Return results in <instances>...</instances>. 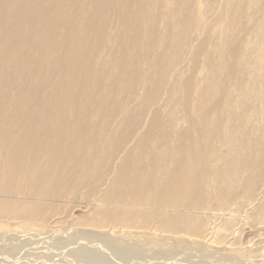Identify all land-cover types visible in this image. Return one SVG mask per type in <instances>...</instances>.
I'll return each mask as SVG.
<instances>
[{"label": "rangeland", "instance_id": "374dc122", "mask_svg": "<svg viewBox=\"0 0 264 264\" xmlns=\"http://www.w3.org/2000/svg\"><path fill=\"white\" fill-rule=\"evenodd\" d=\"M11 1L15 4V0ZM29 1L34 2L27 0L24 10L31 4ZM55 1L42 0L41 7L33 11L41 14L47 23L38 31L45 34L54 29L49 20L56 10H61L65 16L54 31L61 40L69 37L70 42L51 53L45 44L29 41L21 46L28 57L35 62L45 60L46 65L54 68L61 67L58 55L71 54L72 46H77L75 40L86 37L83 46H77L76 51L89 57L95 66L92 84L103 78L112 90L110 94H120L116 97L118 101L132 97V93L135 95L131 106L121 113L124 116L119 115L113 121L114 132L130 111L141 112L122 127L119 137H138L152 122L154 137H164L165 143L171 141L175 145L179 139L174 132L181 136L182 131H189L188 136L185 135L188 140L185 148L193 152L199 147L201 153L210 156L209 167L212 168L201 165L196 168L198 161L192 163L193 167L189 166L191 175L199 170L207 177L206 187L198 188L196 195L208 210L206 208V212L195 219L181 215L184 218L177 220L184 226L185 232L181 233L174 226L166 228L165 217L169 212L159 213L154 206L118 207L113 214L101 216L107 210L104 198L109 189L95 192L97 207L86 196L88 188L77 192L76 196H67L61 203L39 205V202L17 200L11 208L23 215L12 212L16 219L0 217L4 221H0V233L68 231L67 238H70L52 240L41 249L32 242L7 241L0 245V264H29L25 262L27 259L30 264H145L148 261V264H165L164 252L173 250L180 253L177 260L170 257L174 264H264V0H86L85 4L81 0ZM124 4L123 16L120 14ZM115 5L116 13L112 10ZM91 9L97 10L93 17L96 22L89 21ZM10 21L9 27H16L14 31L28 26L22 21H18L20 24ZM68 23L71 32L65 26ZM90 24L95 25L93 30ZM73 31L78 33L73 34ZM149 47L154 51L148 52ZM161 56L172 65L162 81ZM103 64L106 69L102 74ZM137 73L141 83L135 79ZM46 77L49 79V74ZM115 84H119L118 88L113 87ZM129 86L133 87L132 91L125 89ZM158 86H162V90L157 99L150 102V98L157 96L154 88ZM4 88L10 91L13 86L6 84ZM171 90H174L172 94ZM18 91L14 89L11 94ZM108 104L113 106L111 102ZM191 121L196 126L192 127ZM107 145L101 146L104 154L108 152ZM158 150L162 153V149ZM183 153L181 158L186 155ZM219 169L224 170L226 178H222L223 183L217 188L215 171ZM204 191L207 194L204 195ZM130 196L134 197L128 193L126 198ZM118 215L125 218L115 221ZM128 219L131 220L128 222ZM77 229H81L82 234L74 236ZM134 251L139 252L127 257ZM215 251L217 256L209 254Z\"/></svg>", "mask_w": 264, "mask_h": 264}, {"label": "bare ground", "instance_id": "6f19581e", "mask_svg": "<svg viewBox=\"0 0 264 264\" xmlns=\"http://www.w3.org/2000/svg\"><path fill=\"white\" fill-rule=\"evenodd\" d=\"M26 1L15 0L14 4L11 0H0V217L2 219L11 217L12 212L16 215H23L20 214L21 212H14L11 208V205H14L17 200L29 203L39 202V205L48 202L61 203L67 196H76L77 192L84 191L87 188L89 189L86 193L87 198L96 205L95 192L99 190L104 192V190L109 189L106 197L104 196V204L106 203L107 210L101 213L103 214L101 216L113 214L112 211L118 207L131 206L144 209V206H154L160 210L159 213L169 212V215L165 217L166 228L169 229L174 226L181 233H184V226L177 223V220L181 221L184 218V216L180 217L181 215L184 214L195 219L203 211L205 213L206 208L208 210L205 203L203 204L196 195L198 188L204 189L206 187L207 177L201 171L199 173V170L191 175L189 166L193 167L192 163L195 164L198 161L199 164L196 168H199L200 165L204 166L203 168L209 167V163L212 164L210 156L206 157L201 153L202 148L199 147L193 152L192 149L185 148L188 144V140H185L188 136L186 133L189 131H182L181 136L180 134L176 136L177 131H175V137L179 139L175 145L171 141L165 143L164 137H154L152 122L149 124L150 126L148 125V129L144 131L145 133L143 132L138 137L131 138L128 135L119 137L118 132H121L122 127L129 124L134 117L139 116L141 113L138 114L135 109L130 111L131 113L129 112L125 116L124 121H121V125L119 124L120 129L118 128V131L114 132L113 121L117 120L119 115H123L121 113L126 107L131 106L135 95L132 93V97L124 101H118L116 97H119L120 94H110L112 90L105 85L103 78L92 84L91 78L95 66L89 57L79 55V52L76 51L77 46H83L86 37H79L78 40H75L77 46H72L71 54L64 56L60 53L58 55L57 59L61 63V67L48 66L45 64V60L32 61L29 58L30 56L28 57L26 49L21 47L22 44L29 41H33L35 44H45L51 53H56L57 48H63L65 43L70 41L68 40L69 37L61 40L57 32L54 31L64 18L65 12L56 10L54 17L51 16L52 18L49 20L54 29H50L45 34L43 32L39 33L38 29L41 26H46L47 23L41 14L36 15L33 11L39 8L42 0H34L33 3L29 1L31 4L29 3L30 5L26 6L28 9L24 10ZM81 1L83 4L87 3L86 0ZM141 8L143 11L145 10L143 4ZM117 9L115 5L112 10L116 13ZM125 9L126 4H124L123 12L120 15L125 13ZM91 10L89 21L96 22L93 17L96 15L97 10ZM84 16H86V12ZM10 19L15 24L22 21L21 23L24 22L28 26H20L14 31L16 27L14 29L9 27L8 20L10 21ZM70 22H72L71 19ZM69 23L65 26L68 32H71L72 27ZM94 26V24H90L89 28L93 30ZM76 31L72 33L77 34ZM136 34H139V32H136ZM15 36L16 38H13ZM20 40H23L24 43H20ZM10 41H12V44H10ZM66 50L69 49L66 48ZM152 51H154V48L149 47L148 52ZM160 61L164 63L163 74L160 76V81H162L165 80L162 78L164 73L170 70L172 65L162 56ZM101 69L103 74L106 65L103 64ZM47 74H49V79L46 77ZM138 76H140L139 73L136 74L135 79H139ZM153 79V83H156V77H153ZM137 82L141 83V80L139 79ZM6 84L12 85L13 88L10 91L5 90ZM115 86L118 88L119 84H115L113 87ZM110 87L112 88V86ZM105 88L106 91H103ZM14 89L19 91L13 95L11 91ZM125 89L132 91L133 87L129 86ZM154 89L157 96L150 98V102L157 99L162 86ZM173 91L171 90L169 93L172 94ZM109 102L113 104L114 108L111 104H108ZM155 114L156 111L154 117ZM187 124H190V122L188 121ZM192 125L193 122L191 121ZM194 126L196 124L192 127ZM128 132L131 135V131ZM105 143L109 145L106 146L109 149L104 154L101 146ZM158 149H162V153H159ZM182 153H186V155L181 158ZM99 156L102 157L101 160H99ZM183 167H185L186 172L180 170ZM213 169L216 170V168ZM216 173L218 179L215 183L218 184L217 188H219L223 183L222 178H226V176L223 177V169L215 171ZM236 173H238L237 170ZM128 193L133 194L134 197L126 198ZM136 194L137 196H135ZM205 194H207L206 191H204ZM121 217L125 218L124 215H118V217H114V220L119 221L122 219ZM12 218L16 219L17 217L12 216ZM2 219L0 221L4 222ZM130 220L128 219V222ZM73 233H75V236L79 233L82 234V231L77 229ZM68 236H70L68 231L62 233L46 231L40 234L16 233L15 235L0 233V245L10 240H17L23 243L25 241L32 242L37 249H41L43 245L47 247V243L52 240H62ZM69 238L67 239L69 240ZM4 247L6 248V245ZM50 249L53 250L54 248ZM102 249L104 250V248ZM30 250L34 251L33 247ZM139 251L131 252L127 257L138 254ZM178 251L164 252L165 264L172 262L170 257L177 260V255L180 254ZM201 252L198 251V253ZM209 254L218 255L216 251ZM208 257L214 258L213 256ZM41 259L39 257V260ZM196 260L198 261L197 258ZM204 260L206 261V259ZM25 262L30 264L28 259ZM148 262L145 264H148ZM172 264L174 263L172 262Z\"/></svg>", "mask_w": 264, "mask_h": 264}]
</instances>
